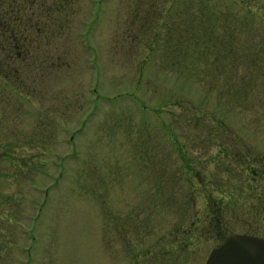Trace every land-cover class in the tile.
I'll return each mask as SVG.
<instances>
[{
    "label": "rangeland",
    "instance_id": "rangeland-1",
    "mask_svg": "<svg viewBox=\"0 0 264 264\" xmlns=\"http://www.w3.org/2000/svg\"><path fill=\"white\" fill-rule=\"evenodd\" d=\"M17 8L0 264H204L264 235V0Z\"/></svg>",
    "mask_w": 264,
    "mask_h": 264
},
{
    "label": "water",
    "instance_id": "water-1",
    "mask_svg": "<svg viewBox=\"0 0 264 264\" xmlns=\"http://www.w3.org/2000/svg\"><path fill=\"white\" fill-rule=\"evenodd\" d=\"M204 264H264V236L230 232L212 247Z\"/></svg>",
    "mask_w": 264,
    "mask_h": 264
},
{
    "label": "trees",
    "instance_id": "trees-1",
    "mask_svg": "<svg viewBox=\"0 0 264 264\" xmlns=\"http://www.w3.org/2000/svg\"><path fill=\"white\" fill-rule=\"evenodd\" d=\"M37 1L43 3L44 0ZM22 3L29 5L31 0H0V36L5 37L6 41L3 44L7 43L12 49L17 48L21 44L18 28H20L19 22L22 15L17 14L19 12L17 5L20 4L21 6ZM58 9L61 10V8Z\"/></svg>",
    "mask_w": 264,
    "mask_h": 264
}]
</instances>
